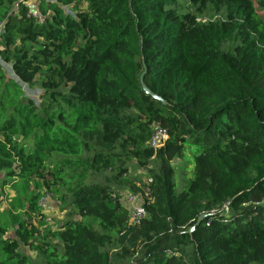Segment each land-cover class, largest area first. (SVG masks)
<instances>
[{"label":"trees","instance_id":"1","mask_svg":"<svg viewBox=\"0 0 264 264\" xmlns=\"http://www.w3.org/2000/svg\"><path fill=\"white\" fill-rule=\"evenodd\" d=\"M27 1L0 0V264H264V0Z\"/></svg>","mask_w":264,"mask_h":264},{"label":"rangeland","instance_id":"2","mask_svg":"<svg viewBox=\"0 0 264 264\" xmlns=\"http://www.w3.org/2000/svg\"><path fill=\"white\" fill-rule=\"evenodd\" d=\"M35 0H28L27 3L31 4ZM253 3L256 6V0H252ZM260 15L264 13V10H257ZM2 67L4 71L10 76H12V72L10 70V67L8 64L2 63ZM20 87L23 91V93L26 96H30L34 99L38 98V93L39 89L37 86H28L25 83H19ZM173 167L175 170L174 176L179 183H185L189 180L191 177V170L190 168V163L186 161L185 159L181 158H175L172 161H167L164 163V167ZM149 168V166H148ZM130 173L132 176L140 177L141 180H146L148 177V173L144 167H140L137 164H132L130 167ZM184 184V185H185ZM5 191L12 193L11 190L8 187L4 188ZM130 193H135V194H140L141 198L144 196V193H142L140 190L138 191H131L127 189H122L121 191V201L124 204V206L127 208L129 206L126 198ZM45 197V201L41 203V207L43 209V212L47 215L48 222L51 224L53 227L55 226L56 223L61 222L63 219L66 217L67 209L61 208L59 205V202H55L53 199H51L48 195H43ZM143 199V198H142ZM28 254L31 257H35V253L32 251H29Z\"/></svg>","mask_w":264,"mask_h":264},{"label":"built area","instance_id":"3","mask_svg":"<svg viewBox=\"0 0 264 264\" xmlns=\"http://www.w3.org/2000/svg\"><path fill=\"white\" fill-rule=\"evenodd\" d=\"M45 1H53V0H45ZM166 138V130L156 125L153 129V132L148 140V145L154 150L158 149L162 146L164 140ZM144 195L148 193V189L145 188L143 191ZM46 196V195H45ZM44 196H41L39 199V204L45 200ZM129 206L128 208V221L131 224H139L146 217V210L143 206V199L140 194L130 193L126 198Z\"/></svg>","mask_w":264,"mask_h":264},{"label":"water","instance_id":"4","mask_svg":"<svg viewBox=\"0 0 264 264\" xmlns=\"http://www.w3.org/2000/svg\"><path fill=\"white\" fill-rule=\"evenodd\" d=\"M142 86H143V88L145 89V91H146L148 94H150L153 98H156V99L162 101L158 96L152 94V93H151V92L145 87V85H144L143 83H142Z\"/></svg>","mask_w":264,"mask_h":264}]
</instances>
